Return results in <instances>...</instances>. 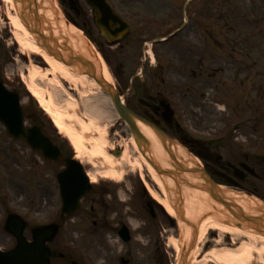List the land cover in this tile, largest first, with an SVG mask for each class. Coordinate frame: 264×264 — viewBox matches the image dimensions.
I'll list each match as a JSON object with an SVG mask.
<instances>
[{
    "label": "rangeland",
    "instance_id": "rangeland-1",
    "mask_svg": "<svg viewBox=\"0 0 264 264\" xmlns=\"http://www.w3.org/2000/svg\"><path fill=\"white\" fill-rule=\"evenodd\" d=\"M109 1L115 11L123 17L135 19L131 14H137L135 20L149 18L157 22L156 27H150L152 36L148 32L132 30L129 37L119 46L103 45L101 52L106 57L103 62L112 85L118 87V78L114 75L115 68L122 69L126 76L134 78V84L137 85L142 81L144 84V80L154 76L158 83L163 84L164 81L166 85L174 87L168 97L178 110L179 118L192 134L222 139L220 153L226 159L235 156L242 147L247 154L255 153L263 158L264 0ZM10 11L12 10L9 4L0 0V81L7 89L19 93L25 114V126L31 125V120L26 117L42 123L49 137L60 144L66 143L73 151L69 141L58 133L28 91L32 65L41 69L46 68V65L29 50L22 49L17 44L14 28L6 19ZM78 26L76 29H79ZM158 30L159 34L167 33L165 35L168 40L153 42V36H156ZM79 33L88 41L96 55L98 50L93 41H89L84 32ZM146 34L149 36L148 43H153V46L152 53L145 55L140 40L143 37L144 40ZM91 35L94 40L98 38L94 30ZM57 76L75 99V103H67V106L66 102H62L69 116L65 117L66 121L82 130L81 122L74 118L73 113L76 114L88 125L89 128L85 131L87 135L97 139L109 155L119 159L114 166L118 173L115 179L119 180V183H114L106 177L105 170L107 171L109 166L103 158L89 153L92 142H85V152L76 151L91 179L96 182L104 180L103 184H106L84 202V205H88L93 197L100 202V216H104L98 233L101 244L105 248L104 242L108 234L117 237L116 233L111 231L117 222V219H114L116 214L128 215L127 223L129 219L141 221L142 226L139 229L132 230L129 223L128 226L136 238L139 236L145 240L140 234L146 219V214L141 209L144 198L141 189L131 186L130 175L135 176L136 172L145 175L146 170L136 162L137 155L128 144L126 124L104 96L88 83H79L75 87L66 83L59 74ZM36 81L45 87L42 89L45 96L51 94L54 99L52 79L38 75ZM120 92L126 102L129 95L126 96L124 90ZM236 98H239L245 107H239ZM226 137L228 144L224 141ZM119 147L124 152L121 158L111 154L112 148ZM85 160H89L93 166ZM42 161L38 153L26 143L13 140L0 122V249H7L14 242L3 230L7 213L16 212L25 219L28 224L25 229L27 237L30 236L29 229L32 226L52 218L58 219L61 200L55 174H51L55 173L58 164L50 166L49 169ZM251 187L249 191L253 190L264 197V180ZM166 218L165 264H176V253L169 247L168 241L171 236L179 237L178 221L168 224L170 217L167 213ZM78 222L76 217L65 220L56 236L57 242L64 241L70 247L77 248L80 240L86 238L84 227L88 226ZM89 227L92 225L89 224ZM246 240L244 237L208 231L197 242V251L193 254L191 262H200L206 252L213 249L224 246L236 249ZM253 243L256 248L251 249V257H247L249 254L246 253L245 260L248 264H264V251L260 249H264L262 241L257 239ZM134 244L144 247L137 239ZM121 245L122 249L129 246L122 242ZM106 246L117 253L121 249L110 246L108 242Z\"/></svg>",
    "mask_w": 264,
    "mask_h": 264
},
{
    "label": "flooded vegetation",
    "instance_id": "flooded-vegetation-1",
    "mask_svg": "<svg viewBox=\"0 0 264 264\" xmlns=\"http://www.w3.org/2000/svg\"><path fill=\"white\" fill-rule=\"evenodd\" d=\"M54 1L63 17L67 20H72V14L70 13V11H72L74 18L81 24L85 32L89 35H91V32L93 33V29H95L94 19L91 14V8L85 1ZM133 16L135 19L137 18L135 15ZM135 23L137 24V28H140V32H148V34L152 36L150 32L151 28L147 25L145 20H135ZM156 26L157 24H155V27ZM148 34H146L144 40V37L140 40V45L142 44L145 55L152 53L153 45L151 44L149 46L147 44L149 39ZM94 42L96 47L101 51L103 43L99 42V36L95 38ZM148 47L149 51L145 49ZM114 74L118 78V90H124L126 92L125 95H129L127 104L130 109L153 123L169 138L183 145V147L198 161L200 167H202L214 181L237 186L239 188L250 189L252 188L251 185L255 186L256 182L264 179L262 175L264 171V158H261L260 155L255 153L249 155L244 148H240L235 156H230L226 159L220 153L222 142H216L215 139H201V145L195 142L196 140L193 136L182 126V121L178 115L179 112L168 97V94L172 93L171 89L174 87L169 84L166 85L164 81L162 82L163 84L158 83L154 76L151 77V79L144 80V84L143 81L140 85L134 84V78L126 76L123 70L118 68L114 69ZM238 103L240 107V101H238ZM57 145L61 150L62 160L58 163L46 160L43 161V165H47V168H49L50 166L58 164L57 169L60 170L66 166L67 161L76 158V154H74L64 142L62 144L57 142ZM199 154H206L209 156V159H203ZM51 174L52 176L54 175L53 172ZM145 177L147 180L150 179L148 172H145V175L139 172H136L135 176L130 175L131 186L138 190L141 189V194L144 198L141 209L142 212L146 214V219L143 222L144 226L140 230V234L147 242L142 244L144 247L134 246V240L137 238L134 233L131 232L126 221L128 215L119 216L117 214L114 216L117 222L111 231L118 235L120 227L123 224L127 225L130 235V240L126 243L129 245L128 248H121L117 253L115 250L106 246L108 242L106 238L104 242L105 248L101 244L98 233L101 230L100 224H102L104 216H100V202L96 201L93 197L88 205H84V202L87 201L93 192L106 186L105 183L103 184L104 181L99 180L91 183L89 192L80 201L77 209L72 215L77 218L79 221L78 223H85V225H88L84 227L86 238L80 240L77 248L70 247L69 244L64 241L61 243L56 242L55 245L62 247L63 250H59L58 247L53 245L51 264H101V262L102 264H149V261L151 264H165V225L167 219L162 208L153 201L143 188L142 183ZM149 183L154 187V184L151 182ZM70 219L71 217L68 218V220ZM51 221L53 220L51 219ZM168 223L171 224L173 222L168 220ZM89 224L92 225V227H89Z\"/></svg>",
    "mask_w": 264,
    "mask_h": 264
},
{
    "label": "water",
    "instance_id": "water-1",
    "mask_svg": "<svg viewBox=\"0 0 264 264\" xmlns=\"http://www.w3.org/2000/svg\"><path fill=\"white\" fill-rule=\"evenodd\" d=\"M86 1L93 7V14L96 18V26L108 42H114L126 33L127 27L113 17L104 0ZM31 4L34 5V9L30 7ZM36 8L37 5L35 0H24L19 16L26 28L34 35L37 44L56 59L67 65L75 66L77 72L84 73L92 77L101 86L104 92L110 97L119 116L127 123L140 151L145 156L146 160L160 175L163 181L165 177H170L173 180L175 189L170 190L166 183L165 186L168 192H173L175 204L179 201L181 193L179 186L183 184L187 185V182L183 178V173L186 172L203 181V184L189 186L206 192L210 200H212L216 205L222 207L221 210H217V207L214 206L213 210L214 212H220L223 214L224 218H221V220L224 223H232L237 227L264 235V205L262 207L247 205L246 210H244L232 198L226 196L224 190L220 189L204 171L197 168L189 169L177 163L175 161L174 154H172V152L165 145L166 140H168L170 145L173 144V142L160 133L151 123H148L142 117L137 116L125 105H123L117 91H115L100 74H97L94 71L89 59L86 56L84 57L82 54L78 52L75 53L69 49L66 36L58 35V37H54L51 33V28L48 22L47 26L39 24ZM27 9L34 15L33 18L28 17V20L30 22L33 21L35 28L25 20V17H27ZM112 26H116V29H112ZM42 31H46L48 36H44ZM58 39L62 40L60 44H58ZM57 47H60L63 51H56ZM0 121L5 125L7 132L13 138L25 140L33 149L40 151L45 158L53 160L61 158L59 149L52 144L48 137L42 134L39 127L32 126L25 128L23 126V114L19 105L18 94L7 90L1 82ZM136 121L150 126L155 131L163 149L169 154V157L172 160L171 165L175 170H162L158 164L154 162L151 157L152 154L148 149L149 142L139 131ZM146 152L150 157L145 155ZM115 155L117 156L118 154L116 153ZM202 156L205 158L208 157L205 154ZM70 165V167L67 166L57 175L62 199L63 216L70 215L74 211L80 197L89 189L82 167L73 160L70 161ZM74 174L77 177L78 183H73L71 181V177H73ZM181 208L182 205L179 202L177 216L179 220L186 222L192 230L189 245L187 249H183L180 254L181 261L183 264H186L185 258L193 246L196 235V226L182 216ZM26 226L27 224L20 216L12 213L7 215L3 224V229L14 238L15 244L8 250H0V264H50L52 251L50 250L49 243L58 233L59 224L50 223L30 228V239H27L24 235ZM123 238L125 240L128 239L125 231H123Z\"/></svg>",
    "mask_w": 264,
    "mask_h": 264
},
{
    "label": "bare ground",
    "instance_id": "bare-ground-1",
    "mask_svg": "<svg viewBox=\"0 0 264 264\" xmlns=\"http://www.w3.org/2000/svg\"><path fill=\"white\" fill-rule=\"evenodd\" d=\"M9 4V8L12 10L7 13V19L9 20L11 26L14 28V35L17 44L22 47V49L29 50L33 55L37 56L42 63L46 65V68L41 69L37 65H32L30 72L31 82L28 86V91L31 96L38 102L40 108L51 120L54 128L66 138L70 145L74 148L75 151L85 152L87 148L85 147V142H92V148L89 150V153L93 156H101L104 162L109 166L107 171L105 170L106 177L114 182L116 180L117 171L114 168L118 158H114L108 154V152L98 143L97 139L92 136L89 137L85 132L89 127L85 122L80 119L76 114L73 113L74 118L77 122H81L80 126L82 130L77 127L72 126V124L66 121L65 117H69L66 113L65 104L62 105V102L75 103V99L72 95L64 88L61 81L58 79L57 74L61 78L71 85L77 87L80 84L88 83L90 86L98 90L104 98L110 103L113 107L109 97L102 91L99 84L86 74H81L73 70V67L68 66L61 62L60 60L54 58L52 55H49L43 48H41L35 41V38L31 32L25 28L18 16V5H16L13 0H3ZM39 3L40 10L38 11V23L45 25L47 22L50 23L52 27V32L54 34L59 33L61 35L67 36L68 45L70 49L78 50L81 54L87 57L91 63L94 71L102 75L108 83L112 84L109 78V74L105 68V64L97 58L94 54L88 41L80 34L76 27L70 23L65 22L63 19L56 15V11L51 4V0H37ZM41 2V4H40ZM59 22V23H58ZM40 75L41 77H47L52 79L54 84V99L53 96L49 94L45 96L42 89H45L44 86L39 84L36 81V77ZM51 77V78H50ZM83 92H86L83 90ZM141 131L149 137L153 144V152H155L161 163L168 165L167 158L162 154L160 150V144L156 136L147 128L146 126L139 124ZM128 144L130 145L133 152L137 155L136 162L143 166L148 172L152 182L158 186L162 192V196L159 195L149 184H145L147 191L151 197L157 201L162 208L165 210L167 215L172 218L177 217V209L179 208V202L182 205L183 216L191 221L197 227V234L195 238V243L189 254L186 257L187 264H248L245 260L246 253L248 252L249 256H252L251 249L256 248L253 241L261 240L264 245V235L256 234L251 231L239 228L232 223H224L223 214L220 212H214L213 207L216 206L217 210H221V207L216 205L212 200L208 198V194L204 191H200L195 188H190L187 181V185H181L179 188L181 194L179 196V201L175 204L173 202L174 195L173 193L167 192L166 186L160 176L156 173L154 168L145 160L144 156L140 153L139 148L132 136L128 137ZM175 153L178 158H182L183 161L193 163V159L190 158V155L181 147L177 146ZM122 152L120 158L123 156ZM90 166L93 164L89 160H85ZM93 169L98 170V168L93 167ZM120 177V175H119ZM191 184H200V181L196 178H193L189 175L186 176ZM192 178V179H191ZM92 181V180H90ZM167 186L173 185V182L167 180ZM202 182V181H201ZM226 196L232 198L237 204H239L243 209L247 205L262 207L260 200L249 196L245 193H235L233 191L224 190ZM177 196V195H176ZM179 237L175 238L171 236L168 241L169 247H171L176 253V264H183L180 258V254L183 249H187L191 237V227L188 226L183 221H178ZM208 231H218L221 234H228L233 237H244L247 240L242 242L239 247L236 249L224 246L220 249H213L209 252H206L204 257L200 262H191L193 254L196 253L197 242L200 237ZM264 251L263 248H260ZM264 261V255L262 257Z\"/></svg>",
    "mask_w": 264,
    "mask_h": 264
},
{
    "label": "clouds",
    "instance_id": "clouds-1",
    "mask_svg": "<svg viewBox=\"0 0 264 264\" xmlns=\"http://www.w3.org/2000/svg\"><path fill=\"white\" fill-rule=\"evenodd\" d=\"M129 225L131 226L132 230L135 229H139L142 226V222L138 221V220H134V219H129ZM108 243L110 246H116L117 249L119 250L120 248H122L121 242H120V238L117 237H113L111 234H108L106 237ZM137 239L140 241V243L145 244L147 243L145 240H143L141 237L137 236ZM102 264V262H101Z\"/></svg>",
    "mask_w": 264,
    "mask_h": 264
}]
</instances>
